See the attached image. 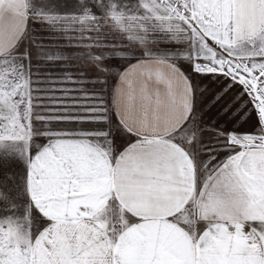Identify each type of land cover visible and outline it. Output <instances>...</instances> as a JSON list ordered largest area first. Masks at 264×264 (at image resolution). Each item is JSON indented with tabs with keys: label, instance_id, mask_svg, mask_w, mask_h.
I'll use <instances>...</instances> for the list:
<instances>
[{
	"label": "snow or ice",
	"instance_id": "snow-or-ice-1",
	"mask_svg": "<svg viewBox=\"0 0 264 264\" xmlns=\"http://www.w3.org/2000/svg\"><path fill=\"white\" fill-rule=\"evenodd\" d=\"M0 264H264V0H0Z\"/></svg>",
	"mask_w": 264,
	"mask_h": 264
},
{
	"label": "rangeland",
	"instance_id": "rangeland-1",
	"mask_svg": "<svg viewBox=\"0 0 264 264\" xmlns=\"http://www.w3.org/2000/svg\"><path fill=\"white\" fill-rule=\"evenodd\" d=\"M33 31H34L36 34L39 35V34H41L42 32H44L45 29H44L43 27L39 26V25H33ZM197 83H199V79H198V78H197ZM202 86H207V85L205 84V85H202ZM213 119H214V120H220L221 117H220L219 115H217V116L213 117ZM224 124H225V126L227 127V126H228V121L225 120V121H224ZM235 126L238 127V128L246 127V125H242V124H237V125H235Z\"/></svg>",
	"mask_w": 264,
	"mask_h": 264
}]
</instances>
